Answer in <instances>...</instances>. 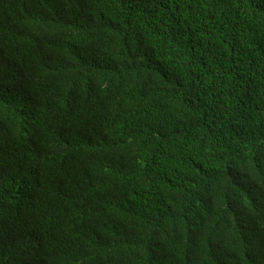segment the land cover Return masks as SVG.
Here are the masks:
<instances>
[{"label":"trees","instance_id":"16d2710c","mask_svg":"<svg viewBox=\"0 0 264 264\" xmlns=\"http://www.w3.org/2000/svg\"><path fill=\"white\" fill-rule=\"evenodd\" d=\"M0 264H264V0H0Z\"/></svg>","mask_w":264,"mask_h":264},{"label":"clouds","instance_id":"9594fccd","mask_svg":"<svg viewBox=\"0 0 264 264\" xmlns=\"http://www.w3.org/2000/svg\"><path fill=\"white\" fill-rule=\"evenodd\" d=\"M61 165L66 166V167H71V168H76L75 165L69 164V163H64V162H60Z\"/></svg>","mask_w":264,"mask_h":264}]
</instances>
